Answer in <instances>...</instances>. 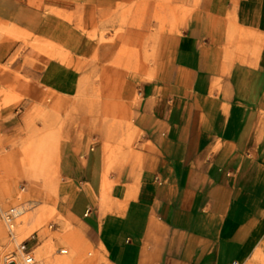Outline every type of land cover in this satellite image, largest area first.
<instances>
[{"label":"crops","instance_id":"1","mask_svg":"<svg viewBox=\"0 0 264 264\" xmlns=\"http://www.w3.org/2000/svg\"><path fill=\"white\" fill-rule=\"evenodd\" d=\"M172 2L162 24L100 49L112 51L90 128L68 124L55 144L43 131L35 144L28 133L23 146L0 144V212L17 185L78 231L75 251L113 264H245L264 238V0ZM241 16L253 26L234 31ZM1 89L0 132L2 116L37 97L7 57ZM96 119L119 152L114 172Z\"/></svg>","mask_w":264,"mask_h":264},{"label":"rangeland","instance_id":"2","mask_svg":"<svg viewBox=\"0 0 264 264\" xmlns=\"http://www.w3.org/2000/svg\"><path fill=\"white\" fill-rule=\"evenodd\" d=\"M169 2L173 3L163 0L166 7L157 6L152 12L145 2L137 0H112L109 4L105 0H45L44 6L34 7L0 0V50H7L0 61L7 57L8 65L16 66L19 75L28 74L37 96L32 102L16 103L2 116L0 144L10 138L7 145L23 146L25 133L29 134V143L35 144L42 131L47 142L55 144L66 125L89 127L85 124L89 119L84 117L98 115L100 67L112 51L100 49L112 39H127L144 24L151 27L152 20L157 26L162 24L169 14ZM236 21L234 31L253 26V22L243 23V17ZM94 127L99 137L105 135L100 140L108 162L105 171L114 172L120 160L110 131L103 133L105 125L98 119ZM16 189L13 204L0 212V264H7V257L15 255L16 244L23 240L43 264L38 249L46 248L53 257L68 256L70 264H113L98 249L90 250L94 258L88 262L83 256L88 249L75 251L72 242L62 244L57 232L63 223L55 207L41 206L40 197L28 202L24 191L17 185ZM46 202L55 203L56 199ZM62 247L68 251L61 254ZM255 251L262 255L257 264H264V238Z\"/></svg>","mask_w":264,"mask_h":264},{"label":"bare ground","instance_id":"3","mask_svg":"<svg viewBox=\"0 0 264 264\" xmlns=\"http://www.w3.org/2000/svg\"><path fill=\"white\" fill-rule=\"evenodd\" d=\"M237 9H238L237 6H233L232 8H230V11H237ZM118 31H120V30H118ZM118 31H117L116 35H119ZM12 43H14V42H12ZM117 43H118V41L116 39H112L107 43V45L116 47ZM10 47H11V45L8 46V48H10ZM6 51L7 50H5V49L0 50V60L6 56V54H7ZM16 211H17V209H16ZM53 213L55 215H57L55 210H53ZM40 216H41V214H40ZM77 233H78V231L76 232L75 230L69 229V226L66 223H63V228L61 230H58V232H57V234H59L60 242L62 244H70L71 242L75 241ZM90 250H92V248H88V250H86V252H84V255H83L84 259L88 262L92 261L94 258ZM67 251H68V249L66 247H62L60 249L61 254L66 253ZM38 252L44 258V264H70L71 263L68 256L61 255L59 257H53L52 253L50 251V248H46L44 250L38 249ZM261 258H262V255L260 254V252L255 251L252 254V256L248 259L246 264H257Z\"/></svg>","mask_w":264,"mask_h":264},{"label":"built area","instance_id":"4","mask_svg":"<svg viewBox=\"0 0 264 264\" xmlns=\"http://www.w3.org/2000/svg\"><path fill=\"white\" fill-rule=\"evenodd\" d=\"M16 250L15 255L7 257V264H43L25 240L16 244Z\"/></svg>","mask_w":264,"mask_h":264}]
</instances>
